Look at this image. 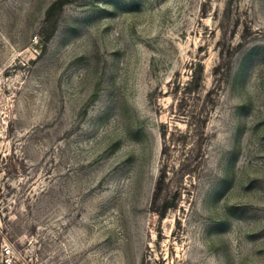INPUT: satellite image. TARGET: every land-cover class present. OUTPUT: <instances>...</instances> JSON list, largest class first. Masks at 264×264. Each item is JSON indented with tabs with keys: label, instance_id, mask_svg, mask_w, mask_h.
Segmentation results:
<instances>
[{
	"label": "rangeland",
	"instance_id": "374dc122",
	"mask_svg": "<svg viewBox=\"0 0 264 264\" xmlns=\"http://www.w3.org/2000/svg\"><path fill=\"white\" fill-rule=\"evenodd\" d=\"M264 264V0H0V264Z\"/></svg>",
	"mask_w": 264,
	"mask_h": 264
},
{
	"label": "built area",
	"instance_id": "2783aa9c",
	"mask_svg": "<svg viewBox=\"0 0 264 264\" xmlns=\"http://www.w3.org/2000/svg\"><path fill=\"white\" fill-rule=\"evenodd\" d=\"M12 255H13L12 248L9 245H5L2 248V251H1V256H2L1 261L3 263L10 264L11 263V258L10 257Z\"/></svg>",
	"mask_w": 264,
	"mask_h": 264
}]
</instances>
